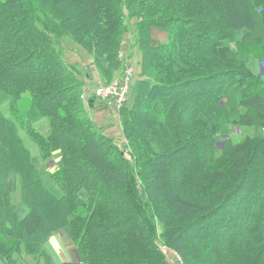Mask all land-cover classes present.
<instances>
[{"label": "trees", "instance_id": "trees-1", "mask_svg": "<svg viewBox=\"0 0 264 264\" xmlns=\"http://www.w3.org/2000/svg\"><path fill=\"white\" fill-rule=\"evenodd\" d=\"M259 17L264 0H0V264H54L56 232L85 264H175L170 251L185 264L204 252V264H264V184L245 180L253 145L264 151V74L249 64L264 57V34L251 41ZM124 44L140 74L120 111L127 146L86 101L95 72L110 83L126 63L116 68ZM228 124L246 134L219 148ZM32 152H57L59 166L37 173ZM135 173L144 185H131Z\"/></svg>", "mask_w": 264, "mask_h": 264}, {"label": "rangeland", "instance_id": "rangeland-1", "mask_svg": "<svg viewBox=\"0 0 264 264\" xmlns=\"http://www.w3.org/2000/svg\"><path fill=\"white\" fill-rule=\"evenodd\" d=\"M259 27L261 28L262 32L257 33V34H255L252 37L251 41H253V42L257 41V39H259V38H263V34H264V18L263 17L262 18L259 17ZM131 51H132V49H131ZM67 54L70 57V59L74 56L72 52H67ZM127 55H129V52H128ZM83 58H85L84 60L87 63L89 62L88 59H86L87 57L83 56ZM250 59H251V62L249 64L252 65L253 72L256 75H259V76L263 75L264 74V57L261 59L262 61H260V60H257L253 55H251ZM124 60L127 61L126 58H124ZM130 60H131V65L133 66V68L135 70L136 79L135 78L134 79L136 81L140 77V74H139V71H138V63H137L138 57L137 56H134L133 58L131 57ZM71 61H72V63H77V64H79L81 66L83 65V63L78 58H75L74 60H71ZM124 67H125V63L122 64V67L120 68V71L117 73L116 76H114V78L112 80H114L115 78H117V77H119V76H121L123 74L122 70H123ZM135 81H134V83H135ZM103 83H107V82H104L103 79L101 78V76L97 72H95L94 78L89 80L88 83H87V87H86V94H87L86 101H89V99H94L95 98V89L97 88L98 85L103 84ZM133 87H134V85H133ZM132 90H133V88H132ZM132 96H133V92H131L127 104L124 105L122 108L129 107L130 100H131ZM94 101H98V100L95 99ZM94 101H93V103H94ZM31 103H32V99L30 97H28V96H24L20 100L19 107L24 112L25 109L29 108ZM122 108L117 110V113H113L112 111H110V113L113 114L112 117H111V120L113 121L112 129L113 130H117V132H118V130L121 131L120 133L122 135H120V138L124 139L123 138V133H122V128H121V119H122L121 118V114L122 113L120 111L122 110ZM14 112H18V110H14ZM93 118H94V115H93ZM97 124L100 126L99 123H97ZM221 127L222 128H219L218 132L216 133L217 140H216V143H215V145L217 147H219V148L224 147V145L227 142H229V140H230L229 136L230 137H235L236 139H240V138H243L245 136V134H246V130H244L242 128H239V127H236L235 125H232V124H228L225 127L224 126H221ZM101 128L103 129L102 126H101ZM48 130H49V128H45V131H48ZM117 132H114V133H117ZM247 132H249L251 135L255 134V130L254 129H250ZM110 136L113 137L115 140H117L119 145H122L121 144L122 143L121 142L122 139H117V137H116L117 135H110ZM262 136H264V126L259 127V129L257 130V137H262ZM126 143H128V142L126 141ZM262 148H263V146L257 147L256 145H253V156H252V158L250 160V163L247 166L248 178H247V175L245 176V180L247 181V183H249L251 185H257L258 186L262 181H263V184H264V176H262L263 175L262 172H259L260 168H262V163H264L263 162V158H262V155H263L264 151L262 150ZM122 149H123V147H122ZM209 151H210V148H209ZM31 155H32L31 163H32V165H34L33 169H35L37 173H38V171L43 169L46 164L48 165V164L52 163V164L55 165L54 170H52V171L49 170L50 172H54L57 169V167L59 166L60 156L58 155L57 152L53 153L47 159L42 158L40 155H35L33 152H32ZM124 155L126 156L127 159H131L132 158L130 155H128L126 153ZM142 169H146L147 171H149V167L138 168L139 171H141ZM174 175H175V170H173L171 173H166L165 177H167L168 182H171L173 180ZM138 176H139L138 173H135V180L134 179L131 180V185H137V186L144 185V182H143L144 180H141V178L138 177ZM253 177H255V178H253ZM258 177H260V182L259 183L256 182V179ZM191 182H192V185H194V186L197 185V183L195 181H191ZM249 191L254 193L256 196L258 194L257 190L255 189V187L250 188ZM245 193H246V191L243 190L242 193H241L240 201L238 202V207H239V210H240V212L237 213L238 217H242V216H239V215H241L242 208L249 203L247 198H246ZM30 195H31V199H34V201L37 204L40 203L39 205L44 207L47 210V220L55 222L57 220L58 212L55 210L56 208H54L52 206V203L50 201L44 200L43 196L41 197L40 195H38V191L34 187L32 188V190L30 192ZM154 211H155V213L157 211L158 212H161V211L168 212V205L167 204H163V203L160 204V205H157L156 207H154ZM173 225H176V224L172 223L171 221L168 223V227L169 226L174 227ZM161 232H162V227H161V225H158L157 226L158 235H160ZM59 233L62 234L63 232H59ZM69 242L72 243L70 240H69ZM162 249H163L164 253H166V254L169 252L168 249H166V247H164V246H162ZM166 256H167V259L169 261H171L172 263L185 264L184 260H182L178 255H176L175 253H173L171 251ZM25 258H26V256H25ZM205 261H206V252H204V255L199 256L198 259L195 260V264H204Z\"/></svg>", "mask_w": 264, "mask_h": 264}, {"label": "crops", "instance_id": "crops-1", "mask_svg": "<svg viewBox=\"0 0 264 264\" xmlns=\"http://www.w3.org/2000/svg\"><path fill=\"white\" fill-rule=\"evenodd\" d=\"M130 45L124 44L121 48V56L117 62V69L119 68V65L123 63L124 57L126 53L129 52ZM92 115H94V120L95 122L100 124V127H103V130L106 134L110 135H117V139H122L120 138V135H122L118 130H113L112 123L113 121L111 120L112 113H110V110L108 106L104 103H101L99 101H95ZM42 131L45 132V128L48 127V123L46 121H42L40 125L38 126ZM117 132V133H114ZM119 137V138H118ZM55 165L50 163L45 165V170L46 171H52L54 170ZM17 188L20 187V185H15ZM14 200L16 202H20V192H17L15 196H13ZM45 245L51 254V257L53 259L54 264H85L77 249L75 248L73 243L69 242V238L65 234H61L59 232L54 233L46 242Z\"/></svg>", "mask_w": 264, "mask_h": 264}, {"label": "built area", "instance_id": "built-area-1", "mask_svg": "<svg viewBox=\"0 0 264 264\" xmlns=\"http://www.w3.org/2000/svg\"><path fill=\"white\" fill-rule=\"evenodd\" d=\"M127 54L124 57L127 61L122 70L123 74L110 83L98 85L95 89L96 98L106 104L113 113H117V110L127 104L135 80L134 78H136L135 70L131 65V56Z\"/></svg>", "mask_w": 264, "mask_h": 264}, {"label": "water", "instance_id": "water-1", "mask_svg": "<svg viewBox=\"0 0 264 264\" xmlns=\"http://www.w3.org/2000/svg\"><path fill=\"white\" fill-rule=\"evenodd\" d=\"M90 102H91V107H93V99H91ZM122 143H123V145L127 146L125 141H122ZM124 153L129 154L130 153V149H126V151ZM130 156L132 157V154H130Z\"/></svg>", "mask_w": 264, "mask_h": 264}]
</instances>
